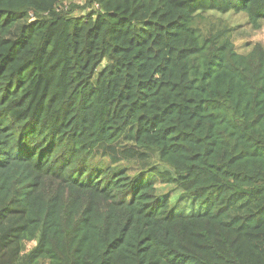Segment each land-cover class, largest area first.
Here are the masks:
<instances>
[{"label":"trees","instance_id":"obj_1","mask_svg":"<svg viewBox=\"0 0 264 264\" xmlns=\"http://www.w3.org/2000/svg\"><path fill=\"white\" fill-rule=\"evenodd\" d=\"M210 12L264 25V0H0V264H264V47ZM132 131L121 157L172 171L92 164Z\"/></svg>","mask_w":264,"mask_h":264},{"label":"rangeland","instance_id":"obj_2","mask_svg":"<svg viewBox=\"0 0 264 264\" xmlns=\"http://www.w3.org/2000/svg\"><path fill=\"white\" fill-rule=\"evenodd\" d=\"M84 2H75L74 6H68L69 12L72 11L73 17H84L90 13V10L81 9L84 7ZM201 23L198 26L202 30L207 31L211 26H227L233 30L232 41L241 54H247L256 44H261L264 47V25L261 30H254L248 23L247 16L243 13H229L222 15L219 13H205L200 19ZM134 131L130 132L125 140L114 146H100L92 157V164L97 167H112L118 170H124L131 177L139 176L140 174L149 173L152 169L160 171H172L168 166L160 161L159 154L155 150H146L147 159L145 160H125L121 157L120 152L126 147H133L132 136ZM157 194L159 196L170 195L169 201L171 206L177 213H201L204 207L199 204H194L186 198L183 192L176 189L173 185H162L156 183ZM35 242H25L24 252H29L36 245ZM46 264V263H43Z\"/></svg>","mask_w":264,"mask_h":264}]
</instances>
